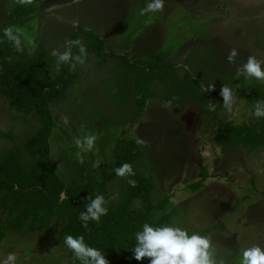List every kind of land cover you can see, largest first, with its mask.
Returning a JSON list of instances; mask_svg holds the SVG:
<instances>
[{
	"label": "rangeland",
	"instance_id": "obj_1",
	"mask_svg": "<svg viewBox=\"0 0 264 264\" xmlns=\"http://www.w3.org/2000/svg\"><path fill=\"white\" fill-rule=\"evenodd\" d=\"M150 2L34 0L26 5L35 11L19 26L24 57L33 56L40 43L50 55L53 49L63 51L80 27L99 34L113 53L145 61L167 50L177 66L168 79L153 81L154 95L135 121L133 82L124 65L113 57L99 63L79 33L77 40L83 42L87 60L67 98L52 106V162L70 181L80 176L82 166L90 174L101 165L111 168L119 138L146 142L139 143L144 155L135 167L153 177L154 202L169 198L168 211H173L169 226L189 234L210 229L201 235L211 237L217 260L241 264L245 249H264V146L218 145L214 140L218 122L206 107L214 103L213 115L224 123L262 128L263 120L253 115L247 96L252 88L264 89V81L238 75L237 69L249 56L264 61V0H164L162 12H142ZM18 6L22 5L17 0H0V26L10 23L9 16ZM232 49L238 56L229 62ZM52 58L56 67V57ZM188 74L198 79L200 89L174 84ZM210 84L214 91H202ZM222 85L236 93L232 112L223 105ZM39 125L37 118L23 115L0 95V152L22 146ZM85 135H96L97 140L92 151L82 153L81 161L75 139ZM192 183L201 186L193 190ZM122 185L123 179L111 181V196L120 197ZM140 203L136 200L132 207L140 208ZM9 253L16 254V264L70 263L67 249L50 231H6L0 237V264Z\"/></svg>",
	"mask_w": 264,
	"mask_h": 264
},
{
	"label": "trees",
	"instance_id": "obj_2",
	"mask_svg": "<svg viewBox=\"0 0 264 264\" xmlns=\"http://www.w3.org/2000/svg\"><path fill=\"white\" fill-rule=\"evenodd\" d=\"M34 11L32 6H18L9 16L10 23L0 26V95L15 110L37 118L40 124L22 146L15 145L0 152V237L6 231L17 234L50 231L67 249L69 264H81L65 245L64 238L83 235L85 243L101 250L109 264H150L149 258L142 261L134 258L135 234L142 231L144 223L153 227L169 226L173 211H168L169 198L153 201V177L136 169V161L144 155L139 143L130 137L119 138L114 146L115 161L111 168L101 165L94 174H90L82 166L80 176L70 181L57 172L52 162L51 138L55 127L52 106L67 98L81 67L77 64L72 70L69 65L61 64L56 72L52 55L44 43L38 45L33 56L24 57L4 37L6 27H19ZM79 33L84 35L86 49L98 57L99 63L113 57L124 65L126 76L133 82L131 92L136 104L133 119L137 121L143 115L147 101L154 95L153 81L168 79L177 70L169 60V52L160 50L151 59L136 60L128 53L109 51L106 40L90 29L79 27L71 34L70 41L77 40ZM77 50L76 46L71 48L73 55ZM9 57L11 62L7 59ZM197 80L188 74L175 79L174 84L178 88L200 89ZM247 100L254 107L257 100H264V89L252 88ZM206 112L218 122L214 135L218 145H242L251 149L264 146V117H261L263 126L259 128L246 123H224L213 115L208 106ZM124 163L133 165L135 176L121 178L116 175L114 169ZM118 178L123 179L122 192L119 199L112 200L108 184ZM128 179L135 180L136 186L129 185ZM200 186V183H192L189 187L196 190ZM98 194L110 201L106 205L108 214L102 216L99 223L89 221L85 229L79 215L86 211L87 197L95 198ZM136 200H140V208L132 207ZM209 230L200 229L192 233L201 235Z\"/></svg>",
	"mask_w": 264,
	"mask_h": 264
},
{
	"label": "clouds",
	"instance_id": "obj_3",
	"mask_svg": "<svg viewBox=\"0 0 264 264\" xmlns=\"http://www.w3.org/2000/svg\"><path fill=\"white\" fill-rule=\"evenodd\" d=\"M20 5H32L34 0H17ZM164 9V0H151L150 3L142 10V12H162ZM22 29L18 26H8L4 29V37L13 44L18 52H22L23 46L21 42ZM63 51L53 49L52 55L56 57V69L58 72L61 64H67L72 70L79 65H84L87 60V52L81 40L67 41ZM78 47L79 52L73 55L71 48ZM32 50H35V44H32ZM238 56L236 49H232L228 60L234 62ZM11 62V57L7 58ZM264 61L257 60L254 56H249L243 64L237 69L238 75L255 78L264 81ZM215 90V85L210 84L203 88L204 92ZM220 96L223 98V105L228 112H232L233 105L236 101V93L227 85H222ZM209 110L215 111L216 105L209 103ZM253 115L257 118L264 117V100H257L254 105ZM67 123V120H65ZM96 135H85L83 138L75 139V145L81 151L77 153V159L82 161V153L84 151H92ZM145 144L144 141H138ZM116 175L121 178L136 175L133 165L124 163L120 167L114 169ZM129 185L136 186V181L128 179ZM118 194L111 197L117 200ZM89 203L86 205V211L81 212L79 219L83 222L82 226L87 229L89 221L100 222L102 216L108 214L106 206L110 201L106 200L103 195H96L92 198L87 197ZM136 245L133 248L134 258L142 261L149 258L150 264H224L216 258V249L210 236H202L197 233H188L186 229L177 226H159L153 227L148 223H144L142 231L135 234ZM64 243L73 253L81 264H109L104 253L85 243L83 235L74 237L67 235ZM27 256V254H26ZM17 256L15 253H9L3 264H16ZM241 264H264V249L259 246H253L243 251Z\"/></svg>",
	"mask_w": 264,
	"mask_h": 264
},
{
	"label": "water",
	"instance_id": "obj_4",
	"mask_svg": "<svg viewBox=\"0 0 264 264\" xmlns=\"http://www.w3.org/2000/svg\"><path fill=\"white\" fill-rule=\"evenodd\" d=\"M63 197H64V195H63Z\"/></svg>",
	"mask_w": 264,
	"mask_h": 264
}]
</instances>
